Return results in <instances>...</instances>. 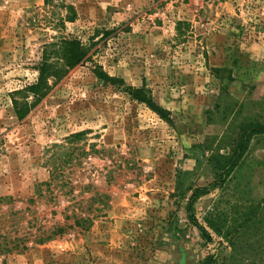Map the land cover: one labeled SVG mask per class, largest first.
I'll use <instances>...</instances> for the list:
<instances>
[{"label": "rangeland", "instance_id": "374dc122", "mask_svg": "<svg viewBox=\"0 0 264 264\" xmlns=\"http://www.w3.org/2000/svg\"><path fill=\"white\" fill-rule=\"evenodd\" d=\"M59 35L90 57L32 102L22 89ZM95 65L148 88L166 117ZM12 98L28 106L21 117ZM249 123H264V0H0V228H62L0 264H202L208 254L264 264V133L193 200L210 239L179 194L217 177ZM257 203L256 219L237 225Z\"/></svg>", "mask_w": 264, "mask_h": 264}, {"label": "trees", "instance_id": "16d2710c", "mask_svg": "<svg viewBox=\"0 0 264 264\" xmlns=\"http://www.w3.org/2000/svg\"><path fill=\"white\" fill-rule=\"evenodd\" d=\"M46 1V0H45ZM40 58L37 62V71L38 76L34 83L25 86L24 90L27 94H29L33 101L35 102L40 95L44 92L48 91L52 85L62 78L66 72L76 66L77 64L82 63L86 59L90 57L88 53V47L85 43L76 37H66L59 35L56 39L46 42L42 46ZM95 74L98 77L103 78L108 81V83L121 87L123 90H126L131 96L136 98L139 101L145 102L151 109L155 110L160 116L166 117L167 109L162 106L156 104L152 98L150 90L145 86L134 87L131 85H124L123 79L119 76H112L107 74L99 65L94 66ZM19 92V90H16ZM27 95H25L26 97ZM12 102L16 105V114L18 117H21L26 110H28V106L26 107L25 100L17 101L12 98ZM20 105V106H17ZM252 133H264V123L263 124H248L245 126V130L239 136L236 141L234 147L231 152L227 154L224 158L223 164L219 169H216L215 176H217L213 181H211L207 186H191L189 189V193L185 194L184 190L180 189L179 194L185 196L186 198V210H188V216L191 218V221L201 232V236L210 239V232L205 228L204 225L197 222V220L193 217L190 212L193 200L199 196L200 194H204L208 192L209 186L214 185L216 183H221L226 176H228L233 169L236 167L238 160L242 156L246 143L248 141V137ZM78 132L70 134L68 139L74 138L78 135ZM54 170L50 171V179L46 181L45 184H51L52 180L57 177V167L53 168ZM40 185L38 187L37 193L41 194ZM261 204L257 203L256 206H248L249 208L244 213L245 216L238 222L237 225H249L255 219V210L254 207H258ZM4 215L0 213V220L4 219ZM88 218L80 217L76 218V223H81L86 221ZM205 221L207 223V227L212 229L216 234L221 233V228L219 227L218 222H214L212 218L205 217ZM226 219L224 218L223 225H226ZM236 229V228H235ZM62 231L60 226H56L51 229L49 233H37L27 234L25 232L16 233L9 232V230L0 228V254H5L11 251H22L28 247V241L39 243L42 242L53 235H56ZM222 236L226 238L230 243H232V237H234V233L230 230L229 227L225 228L222 232ZM233 252L229 255L232 256ZM226 258H223L219 264H222ZM202 264H216V257L214 254L206 255Z\"/></svg>", "mask_w": 264, "mask_h": 264}]
</instances>
